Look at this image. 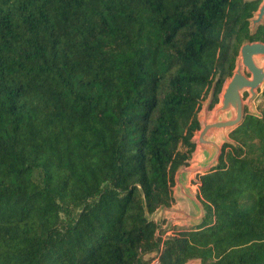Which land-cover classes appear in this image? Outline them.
I'll return each mask as SVG.
<instances>
[{"label": "trees", "instance_id": "obj_1", "mask_svg": "<svg viewBox=\"0 0 264 264\" xmlns=\"http://www.w3.org/2000/svg\"><path fill=\"white\" fill-rule=\"evenodd\" d=\"M260 3L0 0V264H264V88L196 174L198 223L157 215Z\"/></svg>", "mask_w": 264, "mask_h": 264}, {"label": "water", "instance_id": "obj_2", "mask_svg": "<svg viewBox=\"0 0 264 264\" xmlns=\"http://www.w3.org/2000/svg\"><path fill=\"white\" fill-rule=\"evenodd\" d=\"M264 21V0H261L257 11L250 19L251 28ZM264 56V42H244L239 48V54L235 61V68L231 77L224 82L219 102L216 104L210 115H207L206 108L202 110L200 129L195 135L197 145L196 154H201L203 159L193 165L180 167L174 175L175 188L179 193L192 199L185 190V177L197 173L209 171L217 162L220 154L219 138L228 130L238 125L244 116V105L252 111L253 99L257 90L264 84V63L259 64L257 58ZM245 69V73L242 69ZM247 90L248 97L245 103L242 101L241 92ZM201 215V208H200ZM200 218V217H199Z\"/></svg>", "mask_w": 264, "mask_h": 264}, {"label": "rangeland", "instance_id": "obj_3", "mask_svg": "<svg viewBox=\"0 0 264 264\" xmlns=\"http://www.w3.org/2000/svg\"><path fill=\"white\" fill-rule=\"evenodd\" d=\"M257 62L259 64H263L264 63V56L263 57H259L257 58ZM242 71L245 73V69L243 68ZM264 88V84L262 86H260V89ZM247 91V90H244ZM243 91V92H244ZM243 92H241V95L243 94ZM248 94V92H247ZM248 97V95L246 97L242 96V101L243 103H245L246 98ZM255 99V98H254ZM254 99L252 101L253 106L252 109L254 110ZM205 105L207 106V100H205L200 108V112H199V119L201 120V114H202V110L203 108H205ZM213 109V108H212ZM212 109H208L206 108L207 111V115L209 116ZM227 132L226 131L218 140V143L220 144V142L227 136ZM203 159V156L201 154H196L190 161L189 165H193L199 161H201ZM188 177V176H187ZM185 177V183L187 186L188 190H185L188 194H190L193 198H197L196 193H197V182H196V174L194 175H190L189 178ZM173 192H174V198L175 201L174 203L171 205V209H163L160 210L157 215H160L161 217H163V219L165 220V224L163 225L167 232L166 233H171L174 227H178V226H187V225H192V224H196L198 223V221L200 220V207L198 205L197 202H195V199H190L184 195H182L181 193H179L178 189L173 188ZM151 264H157L156 260H152ZM188 264H198L197 261H192L189 262Z\"/></svg>", "mask_w": 264, "mask_h": 264}, {"label": "crops", "instance_id": "obj_4", "mask_svg": "<svg viewBox=\"0 0 264 264\" xmlns=\"http://www.w3.org/2000/svg\"><path fill=\"white\" fill-rule=\"evenodd\" d=\"M190 176V175H189ZM189 176L187 177V178H189ZM185 186H186V183H185ZM187 187V186H186ZM174 188V187H173ZM173 195H174V192H173ZM166 209H168V210H170L171 208L170 207H168V208H165V210Z\"/></svg>", "mask_w": 264, "mask_h": 264}]
</instances>
